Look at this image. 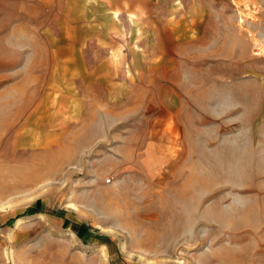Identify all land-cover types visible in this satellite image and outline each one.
Instances as JSON below:
<instances>
[{"label":"rangeland","instance_id":"obj_1","mask_svg":"<svg viewBox=\"0 0 264 264\" xmlns=\"http://www.w3.org/2000/svg\"><path fill=\"white\" fill-rule=\"evenodd\" d=\"M261 3L0 0V264H264Z\"/></svg>","mask_w":264,"mask_h":264},{"label":"bare ground","instance_id":"obj_2","mask_svg":"<svg viewBox=\"0 0 264 264\" xmlns=\"http://www.w3.org/2000/svg\"><path fill=\"white\" fill-rule=\"evenodd\" d=\"M254 47H256L257 48L256 50L259 51V53H257L258 56L259 55L261 56L262 52L264 53V45L260 44V42H255Z\"/></svg>","mask_w":264,"mask_h":264},{"label":"crops","instance_id":"obj_3","mask_svg":"<svg viewBox=\"0 0 264 264\" xmlns=\"http://www.w3.org/2000/svg\"><path fill=\"white\" fill-rule=\"evenodd\" d=\"M262 1L261 5L264 6V0H260ZM264 10V9H263ZM264 12V11H263ZM260 15H262V12L260 13ZM116 17V16H115Z\"/></svg>","mask_w":264,"mask_h":264},{"label":"built area","instance_id":"obj_4","mask_svg":"<svg viewBox=\"0 0 264 264\" xmlns=\"http://www.w3.org/2000/svg\"><path fill=\"white\" fill-rule=\"evenodd\" d=\"M108 183H110V181H108Z\"/></svg>","mask_w":264,"mask_h":264}]
</instances>
